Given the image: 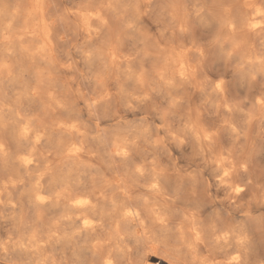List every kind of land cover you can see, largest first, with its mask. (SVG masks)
<instances>
[{
  "label": "bare ground",
  "instance_id": "bare-ground-1",
  "mask_svg": "<svg viewBox=\"0 0 264 264\" xmlns=\"http://www.w3.org/2000/svg\"><path fill=\"white\" fill-rule=\"evenodd\" d=\"M261 11L0 0V264H264Z\"/></svg>",
  "mask_w": 264,
  "mask_h": 264
},
{
  "label": "snow or ice",
  "instance_id": "snow-or-ice-1",
  "mask_svg": "<svg viewBox=\"0 0 264 264\" xmlns=\"http://www.w3.org/2000/svg\"><path fill=\"white\" fill-rule=\"evenodd\" d=\"M259 15H261L262 17H264V11H261L259 13ZM259 26L260 25H253V27H259ZM221 85H222V82L221 83H217L216 84V88L217 89H220L221 88ZM261 103H264V100H262ZM117 155H120V153L118 152ZM124 155H127V153L125 152ZM227 175H228V173H225V176H227ZM153 187H155V185H153ZM235 191L240 192V191H242V189L236 188ZM128 215H131V213H128ZM161 222H163V221H161ZM85 223H87V222H85ZM198 239H199V237L197 236V240Z\"/></svg>",
  "mask_w": 264,
  "mask_h": 264
}]
</instances>
